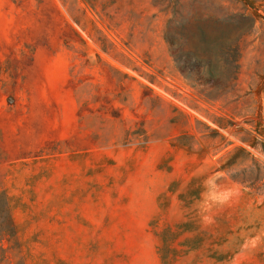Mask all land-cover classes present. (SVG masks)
<instances>
[{
	"label": "rangeland",
	"instance_id": "374dc122",
	"mask_svg": "<svg viewBox=\"0 0 264 264\" xmlns=\"http://www.w3.org/2000/svg\"><path fill=\"white\" fill-rule=\"evenodd\" d=\"M5 203L0 264H264V0H0Z\"/></svg>",
	"mask_w": 264,
	"mask_h": 264
},
{
	"label": "trees",
	"instance_id": "16d2710c",
	"mask_svg": "<svg viewBox=\"0 0 264 264\" xmlns=\"http://www.w3.org/2000/svg\"><path fill=\"white\" fill-rule=\"evenodd\" d=\"M231 51L234 52V49ZM14 232V226L8 223V205L5 203V206H0V241L7 235H13Z\"/></svg>",
	"mask_w": 264,
	"mask_h": 264
}]
</instances>
